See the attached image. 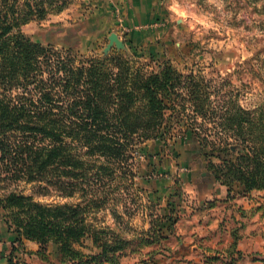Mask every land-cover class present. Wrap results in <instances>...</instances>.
<instances>
[{
	"label": "rangeland",
	"instance_id": "1",
	"mask_svg": "<svg viewBox=\"0 0 264 264\" xmlns=\"http://www.w3.org/2000/svg\"><path fill=\"white\" fill-rule=\"evenodd\" d=\"M77 1L0 0V9L26 18L13 32L70 49L75 63L80 56L105 58L115 52L143 73L167 64L188 77L181 95L171 94L167 102L177 109L165 110V122L171 124L166 135L137 138V150L114 175L121 181H114L108 201L88 214L87 223L102 232L101 239L112 240V247L100 250L87 236L73 244V252L50 245L48 253H35L33 264H72L80 253L91 264H264V186L216 179L215 170L229 174L228 167L218 157L205 156L208 149L201 151L196 142L242 138L230 126L231 111L264 105V0H162L165 12L158 25L133 33L110 27L96 36L77 14L71 16ZM112 32L123 46L109 45ZM131 33L139 34L131 39ZM191 85L199 87L196 101L207 110L203 115L193 111ZM192 122L197 127L187 129ZM3 186L0 195L23 192L44 204L80 201L79 194L63 196L24 180Z\"/></svg>",
	"mask_w": 264,
	"mask_h": 264
},
{
	"label": "trees",
	"instance_id": "2",
	"mask_svg": "<svg viewBox=\"0 0 264 264\" xmlns=\"http://www.w3.org/2000/svg\"><path fill=\"white\" fill-rule=\"evenodd\" d=\"M24 22V15L0 9V185L24 180L63 196L79 194L80 201L44 204L23 192L1 194L2 219L16 234L10 264H16L13 257L24 240L38 244L36 254L48 253L54 244L73 252V244L87 236L100 250L112 247V240L101 239L102 232L87 223L88 214L103 206L108 188L121 181L114 175L137 150V138L166 135L171 124L165 122V110L177 109L167 102L171 94L181 95L182 80L188 77L167 64L143 73L115 52L105 58L80 56L75 63L70 49L44 46L13 32ZM187 93L195 103L193 111L206 113L196 101L199 87L191 85ZM233 109L228 120L242 138L196 142L201 151L208 149L205 156L218 157L228 167L229 174L215 170L216 179L262 187L264 105ZM186 127L197 126L192 122ZM235 144L241 149H231ZM74 259L72 264H91L81 253Z\"/></svg>",
	"mask_w": 264,
	"mask_h": 264
},
{
	"label": "crops",
	"instance_id": "3",
	"mask_svg": "<svg viewBox=\"0 0 264 264\" xmlns=\"http://www.w3.org/2000/svg\"><path fill=\"white\" fill-rule=\"evenodd\" d=\"M162 3V0H78L71 9V16L77 14L83 23L95 30L92 36L110 27L115 28L116 32L123 28L131 32L144 31L159 24V18L162 17L160 14L165 12ZM132 33L131 39L139 34ZM15 238L16 234L7 229L0 216V264H10L12 248L16 245ZM37 249L35 241L24 240L23 246L15 251L13 261L16 264H33Z\"/></svg>",
	"mask_w": 264,
	"mask_h": 264
},
{
	"label": "water",
	"instance_id": "4",
	"mask_svg": "<svg viewBox=\"0 0 264 264\" xmlns=\"http://www.w3.org/2000/svg\"><path fill=\"white\" fill-rule=\"evenodd\" d=\"M115 43L118 47L123 46V43L119 40L116 33L109 35V45Z\"/></svg>",
	"mask_w": 264,
	"mask_h": 264
}]
</instances>
